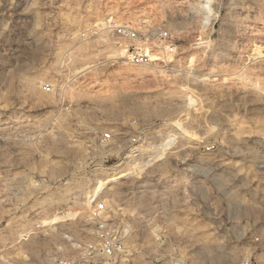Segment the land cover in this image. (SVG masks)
I'll list each match as a JSON object with an SVG mask.
<instances>
[{"label": "rangeland", "instance_id": "1", "mask_svg": "<svg viewBox=\"0 0 264 264\" xmlns=\"http://www.w3.org/2000/svg\"><path fill=\"white\" fill-rule=\"evenodd\" d=\"M28 3L0 0V43L31 24L39 0ZM55 3L47 45L0 80V264H128L186 226L231 231L239 201L264 197V0ZM109 17L164 25L173 54L157 65L120 60L99 28ZM25 92L46 120L7 134ZM104 239L113 250L87 256Z\"/></svg>", "mask_w": 264, "mask_h": 264}, {"label": "clouds", "instance_id": "2", "mask_svg": "<svg viewBox=\"0 0 264 264\" xmlns=\"http://www.w3.org/2000/svg\"><path fill=\"white\" fill-rule=\"evenodd\" d=\"M30 3L31 0L28 4ZM42 9L49 11L41 14ZM28 10L29 8L26 11ZM31 11L35 13L31 24L28 26L17 24L15 29L11 30L13 37L11 42L0 43V80L6 82L9 74L19 73L47 45L45 28L57 27L55 21L58 19L61 5H57L55 0H39L38 6ZM37 16L41 20L48 17L44 27L40 29L35 27ZM23 97V101L20 97H16V103L20 105L19 109L16 107L10 109L13 113L18 112L19 115L16 116V126L7 134L20 130L24 121L35 119L36 125H39L46 120L49 109L38 108L29 112L30 95L25 92ZM76 99L82 106L89 102L86 98ZM4 112L7 111H0V114ZM244 172V169H240L237 175H243ZM146 177H148L147 173ZM256 181L257 177L251 176L249 184ZM137 182L134 185L138 190L143 191L144 183ZM239 207L241 211L238 222L230 219V223L235 224L231 231L216 227L202 230L196 224L186 226L171 232L172 238L167 244L153 242L139 246L133 255L127 257L128 264H264V197L259 193L250 198L245 197L239 201Z\"/></svg>", "mask_w": 264, "mask_h": 264}, {"label": "built area", "instance_id": "3", "mask_svg": "<svg viewBox=\"0 0 264 264\" xmlns=\"http://www.w3.org/2000/svg\"><path fill=\"white\" fill-rule=\"evenodd\" d=\"M99 28L107 29L123 51L120 60L133 65H157L173 54L176 44L170 30L164 25L151 24L149 21H141L134 25L131 23H119L109 17L101 23ZM49 86H46L48 89ZM111 134L106 133L105 139H110ZM99 208H102L100 205ZM87 256L95 257L100 253H109L113 245L107 240L101 244L90 242L85 247Z\"/></svg>", "mask_w": 264, "mask_h": 264}]
</instances>
